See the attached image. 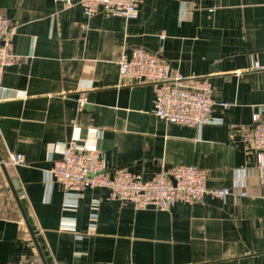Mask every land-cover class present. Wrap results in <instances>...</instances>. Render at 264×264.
Here are the masks:
<instances>
[{
    "label": "crops",
    "instance_id": "crops-1",
    "mask_svg": "<svg viewBox=\"0 0 264 264\" xmlns=\"http://www.w3.org/2000/svg\"><path fill=\"white\" fill-rule=\"evenodd\" d=\"M136 13L0 0L15 55L0 89V264H264V183L243 141L264 107V69L252 67L264 65V0H142ZM133 47L161 54L170 76L207 77L211 120L157 118L153 85L120 81L118 59ZM71 143L100 151L110 175L194 165L208 188L232 194L159 210L103 187L65 193L49 170Z\"/></svg>",
    "mask_w": 264,
    "mask_h": 264
},
{
    "label": "built area",
    "instance_id": "built-area-1",
    "mask_svg": "<svg viewBox=\"0 0 264 264\" xmlns=\"http://www.w3.org/2000/svg\"><path fill=\"white\" fill-rule=\"evenodd\" d=\"M142 0H78L83 13L92 16L100 11L117 13L125 20L137 17L136 7ZM14 24L0 14V89L6 67L13 64L12 50ZM118 73L122 83L148 82L153 85V113L159 119L181 125L200 126L211 120L214 105L212 87L207 77L170 76L168 61L159 53L142 47H133L129 53L123 51L118 59ZM252 67L264 69L258 61ZM226 107L227 103H222ZM264 107L252 116L253 126L243 134L245 150L256 155L260 182L264 183ZM10 162L20 164V154L10 155ZM2 160L0 159V194L2 184ZM53 182L61 185L65 193H80L86 188L108 189L110 198L119 202H130L136 209L151 207L166 210L177 202L200 201L205 195L225 198L232 194L228 187L208 188L205 170L194 165H180L160 169L149 180L126 170L109 174L100 151L86 147L68 145L63 157L54 162L49 170ZM244 191L241 195H245ZM8 264H40L29 258Z\"/></svg>",
    "mask_w": 264,
    "mask_h": 264
},
{
    "label": "water",
    "instance_id": "water-1",
    "mask_svg": "<svg viewBox=\"0 0 264 264\" xmlns=\"http://www.w3.org/2000/svg\"><path fill=\"white\" fill-rule=\"evenodd\" d=\"M12 183V182H11ZM16 185V184H15ZM18 186H16L15 188H17ZM15 195H17V194H15Z\"/></svg>",
    "mask_w": 264,
    "mask_h": 264
}]
</instances>
